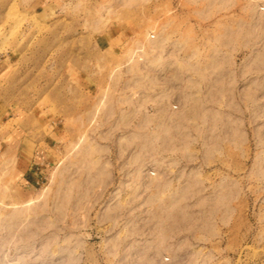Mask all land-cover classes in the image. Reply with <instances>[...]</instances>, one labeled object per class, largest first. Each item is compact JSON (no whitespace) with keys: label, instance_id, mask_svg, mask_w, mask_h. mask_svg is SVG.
I'll return each instance as SVG.
<instances>
[{"label":"rangeland","instance_id":"1","mask_svg":"<svg viewBox=\"0 0 264 264\" xmlns=\"http://www.w3.org/2000/svg\"><path fill=\"white\" fill-rule=\"evenodd\" d=\"M0 264H264V0H0Z\"/></svg>","mask_w":264,"mask_h":264},{"label":"crops","instance_id":"2","mask_svg":"<svg viewBox=\"0 0 264 264\" xmlns=\"http://www.w3.org/2000/svg\"><path fill=\"white\" fill-rule=\"evenodd\" d=\"M32 177H34V179L37 180V178L35 176H32Z\"/></svg>","mask_w":264,"mask_h":264}]
</instances>
